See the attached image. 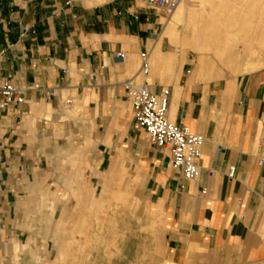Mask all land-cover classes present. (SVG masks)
I'll list each match as a JSON object with an SVG mask.
<instances>
[{"label":"crops","instance_id":"crops-1","mask_svg":"<svg viewBox=\"0 0 264 264\" xmlns=\"http://www.w3.org/2000/svg\"><path fill=\"white\" fill-rule=\"evenodd\" d=\"M158 14L130 0H0V85L25 95L0 109V264H48L58 228L22 217L63 198L41 189L64 162L93 184L131 177L160 264H264V68L208 80L166 48ZM143 53L151 93L169 91V120L205 140L195 180L134 119L125 85L144 81Z\"/></svg>","mask_w":264,"mask_h":264},{"label":"rangeland","instance_id":"rangeland-1","mask_svg":"<svg viewBox=\"0 0 264 264\" xmlns=\"http://www.w3.org/2000/svg\"><path fill=\"white\" fill-rule=\"evenodd\" d=\"M158 13L171 19V14ZM204 21L222 32L223 51L218 53L222 61L214 56L217 51L213 47L200 53L190 48H198L206 39L200 33ZM166 27L164 23L162 33L168 37L164 35ZM166 48L189 57L199 71V61L204 58L209 72L201 71L208 80L263 69L264 0H193L173 37H168ZM67 163L54 166L49 183L41 189L49 197L60 194L63 198L33 201L36 214L22 217L31 226L58 228L49 232L53 245L48 264H160V232L151 221L148 201L135 189L131 177L122 181L112 173L93 184L78 162L74 166ZM76 170L78 184L71 185L68 180ZM61 171L65 174H56Z\"/></svg>","mask_w":264,"mask_h":264},{"label":"built area","instance_id":"built-area-1","mask_svg":"<svg viewBox=\"0 0 264 264\" xmlns=\"http://www.w3.org/2000/svg\"><path fill=\"white\" fill-rule=\"evenodd\" d=\"M144 3L149 9L171 14L183 0H130ZM150 55H141L140 75L143 82H129L125 85L133 105V116L137 125L144 129L150 140L159 148L171 153L172 165L182 172L186 180L199 177V162L202 158L204 138L193 133L187 126H178L169 120V91L155 95L149 90L146 81L150 76ZM25 102L24 91L17 89L12 83L0 85V109L5 110L14 103ZM235 167H230L229 176L235 175Z\"/></svg>","mask_w":264,"mask_h":264},{"label":"bare ground","instance_id":"bare-ground-1","mask_svg":"<svg viewBox=\"0 0 264 264\" xmlns=\"http://www.w3.org/2000/svg\"><path fill=\"white\" fill-rule=\"evenodd\" d=\"M193 0H183L178 7L171 12V19L167 20L166 18H163L162 22L167 25L164 35H167L169 38L173 37V34L175 32V27L178 25L183 18V16L186 13L187 8L189 7V4H191ZM215 23V22H214ZM202 28L200 29V33L206 36V39H204L198 48L196 47H190L191 50L195 52H202V51H208L209 48L216 49L217 52H215L214 56L222 61L220 55L218 53L223 51V48L221 46V42L223 40L222 32L219 31L215 24L209 21H204L202 23ZM228 54V52H227ZM199 65L201 66V70L208 71L209 63L204 60V58H201L199 61ZM79 180V172L76 170L75 172L72 171V175L69 177L68 182L71 185L78 184Z\"/></svg>","mask_w":264,"mask_h":264}]
</instances>
